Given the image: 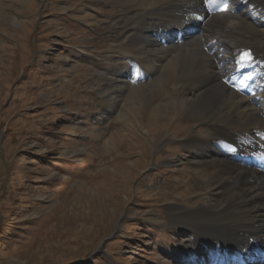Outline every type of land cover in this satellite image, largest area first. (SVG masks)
<instances>
[{
	"label": "rangeland",
	"instance_id": "374dc122",
	"mask_svg": "<svg viewBox=\"0 0 264 264\" xmlns=\"http://www.w3.org/2000/svg\"><path fill=\"white\" fill-rule=\"evenodd\" d=\"M93 3L0 0V264H187L167 206L211 196L177 145L194 125L137 99L126 122L104 114L122 31Z\"/></svg>",
	"mask_w": 264,
	"mask_h": 264
},
{
	"label": "bare ground",
	"instance_id": "6f19581e",
	"mask_svg": "<svg viewBox=\"0 0 264 264\" xmlns=\"http://www.w3.org/2000/svg\"><path fill=\"white\" fill-rule=\"evenodd\" d=\"M240 1L248 13L231 0L84 6L110 5L104 15L122 31L106 46L104 114L126 122V100L137 99L145 116L157 106L179 108L194 125L177 145L211 196L193 210L167 206L171 225L191 231L187 264H264V0Z\"/></svg>",
	"mask_w": 264,
	"mask_h": 264
},
{
	"label": "snow or ice",
	"instance_id": "6c2138e0",
	"mask_svg": "<svg viewBox=\"0 0 264 264\" xmlns=\"http://www.w3.org/2000/svg\"><path fill=\"white\" fill-rule=\"evenodd\" d=\"M209 2L211 3V2H213V0H209ZM245 56H248V53H245Z\"/></svg>",
	"mask_w": 264,
	"mask_h": 264
}]
</instances>
